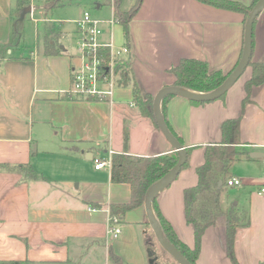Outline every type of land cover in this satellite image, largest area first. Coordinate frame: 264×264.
Returning a JSON list of instances; mask_svg holds the SVG:
<instances>
[{"label":"crops","instance_id":"0c3cea01","mask_svg":"<svg viewBox=\"0 0 264 264\" xmlns=\"http://www.w3.org/2000/svg\"><path fill=\"white\" fill-rule=\"evenodd\" d=\"M17 1L0 0L2 43L11 39L10 13ZM24 1V9L30 10L22 18L38 10L45 22L51 21L54 9L64 6L45 9L44 0L40 4ZM236 1L245 6L254 2ZM109 7L113 15L114 8ZM243 22V12L201 0H142L128 25L130 69L143 92L152 96L163 86L174 84L170 68L182 57L202 59L210 71L227 73L241 54ZM102 33L104 37L98 36L102 43L112 41L115 48L125 44L122 27L116 22L112 26L105 23ZM46 39L60 52L45 54L43 44L41 51L12 53L17 57L0 62V261L81 264L97 249L103 248L106 255L111 244L121 254L119 246L131 233L136 257L158 264L157 247H162L148 223L144 204L126 212L114 225L120 229L116 236L108 232V207L128 201L130 185L112 182L109 168L95 169L92 157H108L109 149L149 156L171 152L172 147L134 105L130 86L114 87L112 94L101 100L75 99L70 86L79 54L74 56L59 47L57 39ZM263 60L264 8L254 21L252 52V61ZM250 75L248 66L218 99L195 103L171 96L161 107L166 123L191 152L189 165L158 194L156 202L189 247L194 235L185 220L183 189L197 183L195 168L204 160L205 145L220 141L221 122L241 115V146L258 156L232 164L231 177L240 178L242 185L226 186L219 199L221 210L235 204L249 217L247 226L237 228L234 240L239 264L264 261V194L258 192L264 181V83L252 87L250 101L242 110L244 83ZM72 145L77 150L70 149ZM26 163L35 170V178L2 166ZM225 234V220L219 216L202 235L197 264H232L225 250ZM125 260L138 264L134 257Z\"/></svg>","mask_w":264,"mask_h":264},{"label":"trees","instance_id":"16d2710c","mask_svg":"<svg viewBox=\"0 0 264 264\" xmlns=\"http://www.w3.org/2000/svg\"><path fill=\"white\" fill-rule=\"evenodd\" d=\"M67 0H44L43 6L45 9H52L55 6L64 5ZM100 6H113V17L116 23L122 27L124 45L129 48V21L133 14L137 11L142 0H135L131 8L121 9V0H94ZM205 3L214 5L220 8H226L244 13V22L248 11L253 6L254 2L249 6L243 5L236 0H201ZM24 0H18L15 8L10 13L11 22V39L6 43L0 42V62L5 59H13L17 56L12 54V49H17L22 42L23 26L22 13L25 7ZM243 22V23H244ZM244 25V24H243ZM80 30V29H79ZM254 49V24L252 34V52ZM11 50V52H8ZM45 54L59 53V48H56L50 43L49 39L44 42ZM100 54L109 60V49H99ZM251 75L244 83L246 96L242 102V110L245 103L250 101L251 89L253 86L264 83V60L249 61ZM233 69V68H232ZM174 74L175 80L173 85L182 86L188 89L205 92L210 91L219 86L227 77L229 72L224 73L222 70L210 71L206 61L199 58L182 57L177 64L170 68ZM115 86L124 87L130 86L132 89V101L138 107L140 113L151 119L153 124H157L153 117L152 100L153 96L150 93L143 92L138 81L130 69L129 55L116 59L114 61ZM225 94V93H224ZM224 94L221 96L223 97ZM164 97L161 103L163 108L165 101L171 97ZM66 98L72 96L66 95ZM75 99L101 100L96 96H74ZM220 98V97H219ZM195 103H204L197 102ZM240 121L241 115L223 120L220 124L221 139L218 142H213L204 147V160L196 166L197 183L192 186H187L183 189V203L185 220L193 228L194 244L189 247L176 233L170 222L162 215L156 198L152 205L156 217L159 220L161 229L167 240L192 264H197V258L201 248V238L207 227L216 223L219 216H223L225 220V250L232 264H239L234 252V240L236 231L239 226H247L249 217L245 209H239L235 204H229L225 209L219 207V199L222 191L226 188V180L231 177L232 164L240 159H249L248 151L241 146L240 140ZM168 125V123H167ZM170 131L182 143L181 138L171 129ZM126 141V137H124ZM72 150H77V146L69 147ZM187 158L182 168L189 165L190 147H186ZM177 153L171 151L149 156H133L126 152H117L111 154V162L109 167L110 180L114 183L125 182L130 185V197L126 202H114L108 207L109 224L114 226L119 223L126 212L143 204L146 189L155 181L160 179L176 162ZM7 169L16 168L25 173L27 178H35L37 176L33 167L29 164H20L13 166L3 164ZM181 168V169H182ZM115 264H126L120 256L109 249ZM18 260L0 261V264H22ZM177 264V263H174ZM260 264H264L260 262Z\"/></svg>","mask_w":264,"mask_h":264},{"label":"water","instance_id":"95a60500","mask_svg":"<svg viewBox=\"0 0 264 264\" xmlns=\"http://www.w3.org/2000/svg\"><path fill=\"white\" fill-rule=\"evenodd\" d=\"M264 8V0H256L247 13V17L244 22L243 29V44L240 57L234 66V68L229 72L224 81L216 88L200 92L192 89H188L177 85H166L160 88L156 94L153 96L152 100V111L153 117L157 124V128L162 133L166 141L172 147V150L177 153V160L175 164L157 181L152 183L145 191L144 195V207L146 211V216L148 223L153 231V234L162 247V249L170 256L177 264H192L188 261L181 253L178 251L165 237L159 220L155 215L153 209V201L158 196V194L168 187L172 181L179 174L183 164L187 158L186 147L174 136L170 131L164 116L162 114L161 103L164 97L168 95L183 97L191 101L197 102H208L221 97L226 91L236 82V80L242 75L244 70L249 66V61L252 58V34H253V24L256 17L260 14ZM30 10L29 7L23 9V13ZM22 13V14H23ZM250 157H256L258 154L256 152H249ZM86 158H91V154H86Z\"/></svg>","mask_w":264,"mask_h":264},{"label":"rangeland","instance_id":"374dc122","mask_svg":"<svg viewBox=\"0 0 264 264\" xmlns=\"http://www.w3.org/2000/svg\"><path fill=\"white\" fill-rule=\"evenodd\" d=\"M32 1L33 4H40L43 0ZM133 1L134 0H121V9L128 8ZM83 11H88L92 17L103 21L100 24L103 30L105 19L112 17L111 8L109 6L97 8L94 0H67L64 6H60L53 10L51 21L46 22L43 19L41 20L42 16L38 10L34 15L27 13L22 19L24 33L21 45L18 47V50L12 49V53L18 55L19 53L28 54L30 51H41L45 38L51 37L52 39H57V45L59 47L63 46L69 53L77 56L79 54L80 36L77 31L76 20L82 17ZM54 33L57 34L56 37H52ZM99 37H104V34H99ZM130 234H128L127 241L122 242L119 246L121 254L117 252V247L114 246V244H111V250L119 255L121 260L126 264L131 263L125 260V258L132 259V257L138 261V264H148L146 257L143 256L140 258L141 260L138 259V255L136 257V246L135 244H131L133 239ZM108 250L109 248H107V253L105 255L103 248L97 249L94 254L91 253L89 257H85L81 264H115ZM157 250L160 252L158 264L176 263L163 249L157 247Z\"/></svg>","mask_w":264,"mask_h":264},{"label":"built area","instance_id":"2783aa9c","mask_svg":"<svg viewBox=\"0 0 264 264\" xmlns=\"http://www.w3.org/2000/svg\"><path fill=\"white\" fill-rule=\"evenodd\" d=\"M113 7V6H112ZM103 21L90 15L88 11H83L82 17L78 21L81 38L79 42L80 62L72 70L70 92L74 96H96L99 98L109 97L115 86L114 61L126 57L129 48L121 45L118 48L113 46L112 41L102 43L98 40L103 28L100 25ZM109 26L115 23L114 17L104 21ZM101 48L109 49V60H106L99 52ZM108 157H92L95 169L109 168L112 150H108ZM262 178L264 179V161L262 162ZM242 185V180L238 177H229L226 186ZM258 192L264 194V181L259 185ZM109 233L116 236L120 229L110 226Z\"/></svg>","mask_w":264,"mask_h":264}]
</instances>
